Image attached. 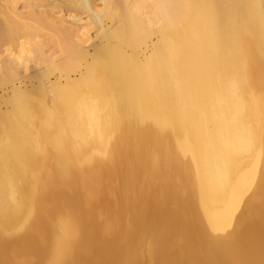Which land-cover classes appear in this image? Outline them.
Segmentation results:
<instances>
[{"label":"bare ground","instance_id":"1","mask_svg":"<svg viewBox=\"0 0 264 264\" xmlns=\"http://www.w3.org/2000/svg\"><path fill=\"white\" fill-rule=\"evenodd\" d=\"M0 89V264H264V0H0Z\"/></svg>","mask_w":264,"mask_h":264},{"label":"rangeland","instance_id":"2","mask_svg":"<svg viewBox=\"0 0 264 264\" xmlns=\"http://www.w3.org/2000/svg\"><path fill=\"white\" fill-rule=\"evenodd\" d=\"M29 73H30V72H28V74H29ZM29 75H30V74H29ZM39 75H40V74H39ZM36 76H38V75H36ZM38 77H39V76H38ZM52 80H55V78L53 77ZM3 91H4V90L0 89V95H1V94H4ZM7 98H9V95H7ZM1 104H2V103H0V107L3 106V107H2L3 109H1V108H0V109H1V110H5V111H3V112H6V111H8L9 109H11V106L8 107L7 105H5V103H3L4 105L2 104V106H1Z\"/></svg>","mask_w":264,"mask_h":264}]
</instances>
